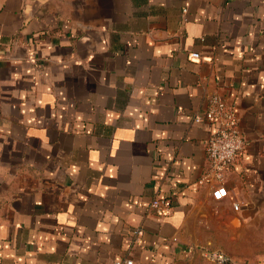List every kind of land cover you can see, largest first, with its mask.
<instances>
[{"label": "crops", "instance_id": "0c3cea01", "mask_svg": "<svg viewBox=\"0 0 264 264\" xmlns=\"http://www.w3.org/2000/svg\"><path fill=\"white\" fill-rule=\"evenodd\" d=\"M213 94L245 140L221 200ZM189 245L264 264V0H0V264H207Z\"/></svg>", "mask_w": 264, "mask_h": 264}, {"label": "built area", "instance_id": "2783aa9c", "mask_svg": "<svg viewBox=\"0 0 264 264\" xmlns=\"http://www.w3.org/2000/svg\"><path fill=\"white\" fill-rule=\"evenodd\" d=\"M198 57V53H192ZM193 122L202 121L216 124L215 130L209 135L206 142V166L198 178L200 185H208L211 195L215 200H221L227 196L224 185V174L231 163L241 154L245 147V140L237 122L235 108L222 96L213 94L207 98V102L201 112L193 114ZM172 208L171 199L155 195L150 203L149 209L157 215H166ZM237 209V204H233ZM142 234L141 228L131 231L133 242H137ZM197 250L207 264H237V261L228 253L220 250L206 249L204 247H187V251ZM113 264H132L130 257L116 260Z\"/></svg>", "mask_w": 264, "mask_h": 264}, {"label": "water", "instance_id": "95a60500", "mask_svg": "<svg viewBox=\"0 0 264 264\" xmlns=\"http://www.w3.org/2000/svg\"><path fill=\"white\" fill-rule=\"evenodd\" d=\"M232 222H234V223H235V222H236V220L234 219V220H232Z\"/></svg>", "mask_w": 264, "mask_h": 264}]
</instances>
